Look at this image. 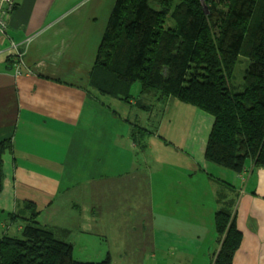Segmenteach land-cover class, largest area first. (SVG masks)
<instances>
[{
  "label": "crops",
  "instance_id": "obj_1",
  "mask_svg": "<svg viewBox=\"0 0 264 264\" xmlns=\"http://www.w3.org/2000/svg\"><path fill=\"white\" fill-rule=\"evenodd\" d=\"M114 1L16 0L0 33V140L11 142L1 208L31 213L26 206L34 204L39 223L86 262L77 249L103 253L127 235L119 242L137 245V233L152 236L155 253L196 244L215 256V216L231 207L243 235L233 264H264V169L248 162L236 174L209 162L214 119L211 128L196 126L206 119L197 108L170 99L159 117L155 100L146 110L132 101L118 111L91 88ZM11 43L26 53L20 74ZM136 126L147 130L144 139H133Z\"/></svg>",
  "mask_w": 264,
  "mask_h": 264
},
{
  "label": "trees",
  "instance_id": "obj_2",
  "mask_svg": "<svg viewBox=\"0 0 264 264\" xmlns=\"http://www.w3.org/2000/svg\"><path fill=\"white\" fill-rule=\"evenodd\" d=\"M242 82L233 84L239 59ZM230 75H232L230 77ZM139 83L138 98L132 95ZM90 86L126 104L176 99L210 114L206 159L236 174L248 162L264 169V0H117L99 47ZM138 125V124H137ZM133 139L147 130L134 127ZM11 142L0 140L3 158ZM11 214L21 232L0 234V264H111L80 262L73 246L38 222L39 210ZM231 207L215 216L220 250L213 264H233L241 247ZM18 226V228H19Z\"/></svg>",
  "mask_w": 264,
  "mask_h": 264
},
{
  "label": "rangeland",
  "instance_id": "obj_3",
  "mask_svg": "<svg viewBox=\"0 0 264 264\" xmlns=\"http://www.w3.org/2000/svg\"><path fill=\"white\" fill-rule=\"evenodd\" d=\"M117 0L114 1L113 7H111V14L113 13L114 6L116 5ZM110 14V15H111ZM103 40V38H102ZM97 45V52L101 45V42ZM97 56V53H96ZM239 59V66L237 67V71L233 74V84L237 87L242 82V72L244 69H246V60L244 58H238ZM232 75H230L231 77ZM141 92V86L139 83L135 84L133 86L132 95L134 98H138ZM100 99L108 103L112 106L113 109H117L118 111L123 108V111H125L126 106L124 103L116 102H110L114 101L111 100V98L108 97H102L100 96ZM173 100V99H172ZM116 101V100H115ZM92 102V101H91ZM102 103V102H101ZM100 105V107H99ZM97 107V104H94V108L96 110V113L98 117H107L109 114V110L107 108H103L101 104H99ZM164 104L161 103L160 100H158L154 104L155 108V117H159L163 111ZM90 110V109H89ZM88 111V108H87ZM103 114V115H102ZM199 114L201 117L206 119H197V124L201 121L202 129L204 126L209 125V127H212V121L213 117L204 111H199ZM158 121V120H157ZM139 124V123H138ZM141 126H144L143 123H140ZM196 131V128H195ZM5 170V169H4ZM4 179L3 184L5 185V182L7 181L5 178L8 177V174L6 171H4ZM204 177L200 176L197 181H202ZM206 183V182H205ZM6 202V200H2L0 203ZM4 208H6V205H1ZM0 206V234L11 231L14 233L18 230L19 224H15L11 220V213L4 208H1ZM39 222V221H38ZM194 232V231H193ZM9 233V234H10ZM12 234V233H11ZM20 234V233H19ZM19 234H16L19 236ZM137 236L140 237L138 240L141 242L137 245H130L126 247L124 243H121L119 241L125 240L127 236H117L116 239H111L110 243L106 246L105 252H94L90 251L91 247L85 246L86 249H77V255L79 257H87L88 261L86 262H95L99 263L104 261V258L107 257L109 252L112 254V261L111 264H213L214 263V255H212L211 252H206L205 247H199L196 244H193L191 246L185 247L187 250L181 251L178 247H166V249L163 250V248H158L155 253V246L152 245V236H145L143 234H138ZM187 237V236H186ZM78 238V242H81V238ZM188 238L195 240V236H188ZM182 238H179V240ZM175 243V242H173ZM162 246V245H161ZM155 254L157 256V261H155ZM81 257V258H82ZM81 262V261H80Z\"/></svg>",
  "mask_w": 264,
  "mask_h": 264
},
{
  "label": "built area",
  "instance_id": "obj_4",
  "mask_svg": "<svg viewBox=\"0 0 264 264\" xmlns=\"http://www.w3.org/2000/svg\"><path fill=\"white\" fill-rule=\"evenodd\" d=\"M16 0H0V33L6 34L8 30V17L14 10ZM11 50L13 52L14 69L17 74H20L21 67L24 63L25 51L21 50L18 44L11 43Z\"/></svg>",
  "mask_w": 264,
  "mask_h": 264
},
{
  "label": "bare ground",
  "instance_id": "obj_5",
  "mask_svg": "<svg viewBox=\"0 0 264 264\" xmlns=\"http://www.w3.org/2000/svg\"><path fill=\"white\" fill-rule=\"evenodd\" d=\"M23 65H24V63H23Z\"/></svg>",
  "mask_w": 264,
  "mask_h": 264
}]
</instances>
